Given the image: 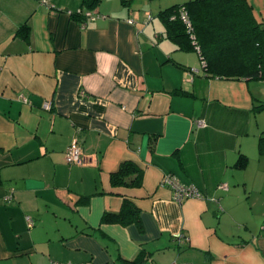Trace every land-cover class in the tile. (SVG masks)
<instances>
[{
	"label": "crops",
	"instance_id": "0c3cea01",
	"mask_svg": "<svg viewBox=\"0 0 264 264\" xmlns=\"http://www.w3.org/2000/svg\"><path fill=\"white\" fill-rule=\"evenodd\" d=\"M84 1L0 0V264H264V79L209 76L168 36L189 0ZM123 161L140 186L110 184ZM124 198L141 231L101 223Z\"/></svg>",
	"mask_w": 264,
	"mask_h": 264
},
{
	"label": "trees",
	"instance_id": "16d2710c",
	"mask_svg": "<svg viewBox=\"0 0 264 264\" xmlns=\"http://www.w3.org/2000/svg\"><path fill=\"white\" fill-rule=\"evenodd\" d=\"M98 1L84 2L91 7ZM180 10L185 12L189 26L180 17ZM71 15L84 17L76 11ZM160 15L173 31L168 36L182 49L197 51L209 76L264 79V23L253 19L245 0H189L160 11ZM24 28L27 30L26 25ZM255 108L264 109V102ZM259 148L264 152V137L259 140ZM246 160L241 155L238 166H243ZM142 178L143 172L135 163L123 161L109 180L112 186L137 187ZM100 221L123 226L135 224L140 231L143 229L139 209L125 198L117 212H104Z\"/></svg>",
	"mask_w": 264,
	"mask_h": 264
},
{
	"label": "built area",
	"instance_id": "2783aa9c",
	"mask_svg": "<svg viewBox=\"0 0 264 264\" xmlns=\"http://www.w3.org/2000/svg\"><path fill=\"white\" fill-rule=\"evenodd\" d=\"M77 13H82L84 18H93L94 15L90 11H82V9H77ZM180 17L186 22V24L189 26V22L186 19V14L183 10H180ZM190 31V30H189ZM191 37L193 38V35L191 34ZM202 65L204 64V61L201 60ZM197 126H204L205 123L202 120L196 121ZM65 161L69 164H83L86 162L85 157L83 156L82 149L80 142L78 139L73 138L70 142V144L66 147L65 152ZM162 184L168 185L171 187L173 191V198L177 202H181L184 198L188 197H195V198H203V193L200 192V190L192 185V184H182L177 177H175L172 174H166L162 178ZM221 187L225 188V184L220 185ZM27 225L31 226L32 221L29 216L26 217ZM171 264H178L175 261H173Z\"/></svg>",
	"mask_w": 264,
	"mask_h": 264
}]
</instances>
